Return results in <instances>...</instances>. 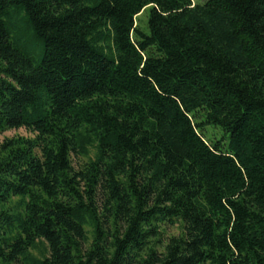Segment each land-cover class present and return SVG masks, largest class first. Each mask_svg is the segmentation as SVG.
I'll return each instance as SVG.
<instances>
[{"label":"trees","instance_id":"obj_1","mask_svg":"<svg viewBox=\"0 0 264 264\" xmlns=\"http://www.w3.org/2000/svg\"><path fill=\"white\" fill-rule=\"evenodd\" d=\"M19 128L0 264H264V0H0Z\"/></svg>","mask_w":264,"mask_h":264},{"label":"rangeland","instance_id":"obj_2","mask_svg":"<svg viewBox=\"0 0 264 264\" xmlns=\"http://www.w3.org/2000/svg\"><path fill=\"white\" fill-rule=\"evenodd\" d=\"M136 21L139 24H143V22L145 21V12L139 14L136 17ZM209 131H211L210 128H208ZM15 135H21V136H31V134L29 132H27L24 128H19V129H11V130H7L4 131L3 133L0 134V141L4 138V137H12ZM73 159V164L74 166H78L79 163H82L83 161H86L85 157L82 156H72ZM178 232V228L173 226V227H169L166 229V233L165 236H169L172 234H176ZM35 255L39 256V251L38 250H34L32 251Z\"/></svg>","mask_w":264,"mask_h":264}]
</instances>
